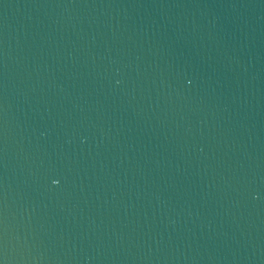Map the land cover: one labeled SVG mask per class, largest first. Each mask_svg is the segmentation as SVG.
<instances>
[{"label": "water", "instance_id": "obj_1", "mask_svg": "<svg viewBox=\"0 0 264 264\" xmlns=\"http://www.w3.org/2000/svg\"><path fill=\"white\" fill-rule=\"evenodd\" d=\"M0 264H264V0H0Z\"/></svg>", "mask_w": 264, "mask_h": 264}]
</instances>
